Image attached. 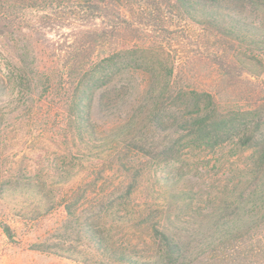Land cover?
<instances>
[{"label": "rangeland", "instance_id": "1", "mask_svg": "<svg viewBox=\"0 0 264 264\" xmlns=\"http://www.w3.org/2000/svg\"><path fill=\"white\" fill-rule=\"evenodd\" d=\"M52 1L3 0L1 68H63L89 31L96 63L133 52L126 90L108 109L95 95L80 120L67 108L78 80L0 87V264H118L94 238L149 261L153 227L191 247L190 264H263L246 231L222 233L255 214L264 227V15L252 0H225L246 7L219 29L205 10L223 0H101L107 17L81 20L77 0Z\"/></svg>", "mask_w": 264, "mask_h": 264}, {"label": "trees", "instance_id": "2", "mask_svg": "<svg viewBox=\"0 0 264 264\" xmlns=\"http://www.w3.org/2000/svg\"><path fill=\"white\" fill-rule=\"evenodd\" d=\"M21 2H40L42 0H19ZM49 1V0H47ZM52 1V0H51ZM221 1V0H220ZM3 0H0V22L7 19L6 12L3 11L4 4ZM53 2V1H52ZM79 6L77 7L78 11L75 14V17H78L79 20L84 17L83 15H92L95 19L107 17V12H109V5L102 7L101 0H77ZM183 7L190 9L186 1H181ZM213 2V4H212ZM224 2V3H223ZM222 6L218 5L217 1H211L208 5H211L216 8L224 9L223 13H220L218 9L210 10L206 8L205 11H214L213 16L208 17V21L212 23L215 28H220V25H226L225 22L232 20V17H242L244 14V8L246 7L244 3H239L238 1L227 2L223 0ZM43 3V2H41ZM248 7L254 8L256 12L262 13L264 15V0L256 1L252 0ZM208 12H206L208 14ZM97 13V14H96ZM206 17L207 15L204 14ZM53 14L48 12L43 18L50 20ZM234 21V20H232ZM261 26H264V19L260 20ZM232 22L229 26L233 29H239V25L234 26ZM43 29L50 27L48 24H43ZM254 30H258L257 26H252ZM113 30V28H112ZM241 31H244V27L240 28ZM113 32V31H112ZM87 40L85 41V50H78L75 53L70 54L71 62L59 68L57 66L50 68H40L37 65V69L27 70L28 65L26 64L25 70H18L17 72L12 71L6 66L5 69H2L0 66V87L7 89L11 85V80H58V79H67V80H78L77 87L75 89V98L69 102L67 108L72 113V115L79 116L80 120H85L89 118L90 112L92 110L93 104L95 103L94 96L100 95L98 99L99 106H103L105 102V108L113 105H117V99L121 93L126 88L124 85L120 84L119 80H122L123 73L127 70L125 64L130 59V55L133 52H127L120 50L119 52L112 53L111 55L102 59V61L96 63L92 61V46L90 32H86L84 36ZM41 52L33 53V61L37 62L40 58ZM128 54V56L126 55ZM28 54H25L27 58ZM25 56L22 57L23 62H25ZM56 56V54H54ZM42 57V56H41ZM126 61V62H125ZM125 62V63H124ZM38 64V63H36ZM35 65V64H34ZM54 65V64H53ZM3 80H7L4 82ZM0 88V90L2 89ZM2 93V92H0ZM88 96V97H85ZM114 98V99H111ZM251 137H248L247 140L250 141ZM0 182V187H1ZM263 196V193L261 194ZM259 196L260 198H264ZM263 215L255 214L253 218V225L246 226L247 228L239 227L237 229H226L222 233L225 237H239L246 231L249 236L251 246L253 248L254 256L260 258L259 256H264V227L260 223ZM154 236L159 240L161 245L160 255L154 257L153 259L146 261L142 258H132L126 255L124 252L114 250L110 248L104 240H99L94 238V244L96 245L97 251L103 255L108 261L118 264H190L194 258L193 249L188 247L187 244L177 241L170 234H167L163 231H160L157 227H153ZM219 231V228L215 226L209 227L206 232V238L209 239L211 243H214L215 236ZM262 259V258H261ZM260 259V260H261ZM88 261V260H84ZM89 263V262H87ZM255 264H258L255 260ZM264 264V263H263Z\"/></svg>", "mask_w": 264, "mask_h": 264}]
</instances>
